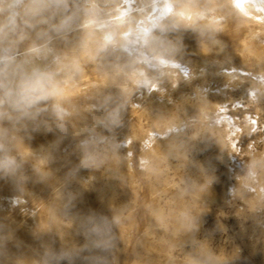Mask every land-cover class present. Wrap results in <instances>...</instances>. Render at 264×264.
Segmentation results:
<instances>
[{
  "label": "rangeland",
  "instance_id": "374dc122",
  "mask_svg": "<svg viewBox=\"0 0 264 264\" xmlns=\"http://www.w3.org/2000/svg\"><path fill=\"white\" fill-rule=\"evenodd\" d=\"M0 264H264V0H0Z\"/></svg>",
  "mask_w": 264,
  "mask_h": 264
},
{
  "label": "clouds",
  "instance_id": "9594fccd",
  "mask_svg": "<svg viewBox=\"0 0 264 264\" xmlns=\"http://www.w3.org/2000/svg\"><path fill=\"white\" fill-rule=\"evenodd\" d=\"M44 98L39 94V91L37 92V95L35 96L33 103H40Z\"/></svg>",
  "mask_w": 264,
  "mask_h": 264
}]
</instances>
